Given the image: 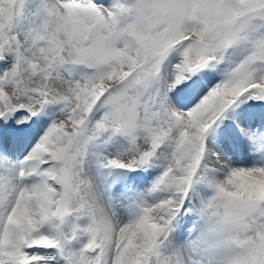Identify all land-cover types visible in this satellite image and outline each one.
I'll list each match as a JSON object with an SVG mask.
<instances>
[{"label": "snow or ice", "instance_id": "1", "mask_svg": "<svg viewBox=\"0 0 264 264\" xmlns=\"http://www.w3.org/2000/svg\"><path fill=\"white\" fill-rule=\"evenodd\" d=\"M0 264H264V0H0Z\"/></svg>", "mask_w": 264, "mask_h": 264}]
</instances>
